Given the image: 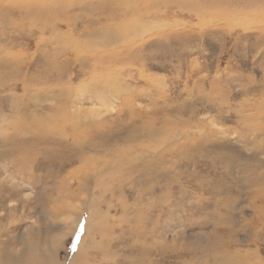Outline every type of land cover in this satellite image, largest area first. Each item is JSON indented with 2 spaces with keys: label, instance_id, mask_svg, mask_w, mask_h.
Here are the masks:
<instances>
[{
  "label": "rangeland",
  "instance_id": "374dc122",
  "mask_svg": "<svg viewBox=\"0 0 264 264\" xmlns=\"http://www.w3.org/2000/svg\"><path fill=\"white\" fill-rule=\"evenodd\" d=\"M102 1L0 4V264H264V0Z\"/></svg>",
  "mask_w": 264,
  "mask_h": 264
},
{
  "label": "bare ground",
  "instance_id": "6f19581e",
  "mask_svg": "<svg viewBox=\"0 0 264 264\" xmlns=\"http://www.w3.org/2000/svg\"><path fill=\"white\" fill-rule=\"evenodd\" d=\"M14 1H17V0H4V2H2V1H0V4L3 6V8H5L6 10H8V11H10L9 9H10V7L12 6V5H15V6H17L18 7V9L20 10V11H17L16 9H14V12H18V13H24V12H27V11H22V10H26V9H28V7H29V9L30 8H32V4L33 3H28V2H26V3H24L23 5H17ZM28 1V0H27ZM35 1H40V3L41 4H45V2H46V0H35ZM97 1V0H96ZM105 1V0H104ZM104 1H102V2H104ZM34 2V1H33ZM84 2V1H83ZM10 5V6H9ZM116 5V4H115ZM50 7H52V6H50ZM2 8V7H1ZM9 8V9H8ZM1 11H2V9H0ZM6 12V11H5ZM101 12V11H100ZM3 13H4V11H3ZM11 13H13V12H11ZM2 15V14H1ZM6 15V14H5ZM99 18V17H98ZM58 19V17H57V14H56V17H55V19H54V23H55V20H57ZM53 21V20H52ZM113 26V25H112ZM115 26V25H114ZM49 27V26H48ZM47 27V28H48ZM51 27V26H50ZM110 27V26H109ZM124 27V26H123ZM42 28V27H41ZM40 27H39V29H41ZM53 28V27H52ZM54 28H57V27H55V24H54ZM110 29V28H109ZM118 29V28H117ZM116 29V30H117ZM54 30V29H53ZM100 30V29H99ZM119 30V29H118ZM117 30V31H118ZM57 31V30H56ZM71 31V30H70ZM103 31V30H102ZM115 31V30H114ZM95 32V31H94ZM88 33V32H87ZM99 33V32H98ZM104 33V32H103ZM68 34V33H67ZM70 34V33H69ZM68 34V35H69ZM71 42V41H70ZM72 44V43H71ZM74 44V43H73ZM85 46V45H84ZM83 46V48H85ZM95 46H99V45H95ZM79 47V46H78ZM93 47H94V45H93ZM82 48V49H83ZM88 48H89V46H88ZM95 48V47H94ZM96 48H98V47H96ZM102 48V47H101ZM80 49H81V47H80ZM81 49V50H82ZM84 50V49H83ZM96 50V49H95ZM100 50V49H99ZM55 52V51H54ZM78 52V51H77ZM87 52H88V50H87ZM79 53V52H78ZM82 53V52H81ZM80 53V54H81ZM93 52L91 51V54H92ZM95 53H96V51H95ZM50 54V53H49ZM101 55V54H100ZM90 56V55H89ZM86 72V71H85ZM75 76V75H74ZM113 78V77H112ZM116 81V80H115ZM117 82H118V80H117ZM110 83V85H108V89H109V91L108 92H105V94H103V95H100V94H98V96L96 97V99L93 101V102H91L90 103V105L89 106H91L89 109H84V110H81V109H77V108H75V110H79V111H76V112H81V115L80 116H78L79 118H81V119H85L86 118V114H88V115H91L92 117H98L99 119L102 117H104V118H106L107 117V114H114L115 113V111L114 110H116V102H117V100L119 99V94H117V92L119 91H117L116 89H115V87H116V84H115V82L114 81H111V82H109ZM120 86V85H119ZM117 88V87H116ZM123 88V87H122ZM69 89V88H68ZM70 90V89H69ZM74 92H75V97L77 98L80 94H81V92H80V88H76V89H74L73 90ZM72 90H70V91H67V92H69V93H71L72 94V92H73ZM122 92H123V90H122ZM77 93H80L79 95L77 94ZM117 94V95H116ZM125 94H126V92H125ZM61 95V94H60ZM129 95V94H128ZM89 96V95H88ZM123 96V95H122ZM125 96V95H124ZM62 97V96H61ZM91 97V96H90ZM131 97V96H130ZM60 100V99H59ZM77 101H78V99H76ZM129 101H130V99H128ZM128 100H127V102H128ZM65 101V100H64ZM61 102V101H60ZM126 102V101H125ZM126 104V103H125ZM77 106H79V107H81V106H83V104L82 105H78L77 104ZM93 108H95V109H93ZM98 108V109H97ZM104 109V110H103ZM106 109H109L110 111H107ZM128 110V109H127ZM114 111V112H113ZM124 111V110H123ZM97 118V119H98ZM101 118V119H102ZM71 119V118H70ZM70 125V124H69ZM95 125V124H94ZM100 125V124H99ZM102 125V124H101ZM67 126V125H66ZM71 126H73V125H70V128H72ZM69 127V126H68ZM44 130V132H46V133H48L49 135L51 134L49 131H47L46 129H43ZM38 132H40L39 130H38ZM41 135V134H40ZM52 135V134H51ZM45 136H47V135H45ZM45 136H43V137H45ZM62 137H69V135H62ZM70 137H71V139H72V143L71 144H68V143H70V141L69 140H67V139H65V140H57V141H55V143L54 144H52V146H58V147H61L62 149H63V151H64V160H65V163L66 164H69V165H71V164H73V162L75 161L77 164H78V168L73 172V173H71V175H70V177L68 178V180L67 181H65V185H67V184H70V183H74L75 185H77L78 186V190H79V192L80 193H84V191L86 190V188H87V186H88V184H89V180H91V178L92 179H94V174H96L97 172L98 173H100V171H99V169L97 168L98 166H99V164H100V162H97V166H94V165H91L90 163V161L91 160H89V159H87V155H86V149L83 147V144H84V141L82 142V140L80 141V142H78L77 143V145L75 144V142H74V139H75V137H76V133L73 131L72 133H70ZM87 141H90V136H88V140ZM51 142V141H50ZM82 142V143H81ZM52 143V142H51ZM81 143V144H80ZM92 143V142H91ZM79 144H80V146H79ZM90 150V149H89ZM85 153V154H84ZM55 156V155H54ZM56 158H60L61 157V154H59V155H57V156H55ZM105 161V160H104ZM103 161V162H104ZM52 163V162H51ZM93 164V163H92ZM52 165V164H51ZM54 165V164H53ZM113 165V164H112ZM56 166V165H55ZM57 167V166H56ZM58 167H62L61 165L60 166H58ZM70 167V166H69ZM68 167V168H69ZM54 170H56L55 168H54ZM70 173V172H69ZM102 174V173H101ZM99 175V174H98ZM97 177V176H96ZM96 180V179H95ZM92 182H93V180H92ZM63 184V185H64ZM93 184V183H92ZM95 186V185H94ZM91 187H92V185H91ZM89 189H91V188H89ZM92 189H94V187L92 188ZM70 193H73V192H70ZM69 193V194H70ZM75 193V192H74ZM77 193H78V191H77ZM80 195V194H79ZM2 200V199H1ZM8 254V253H7ZM22 255V254H21ZM16 260V258L14 259V261Z\"/></svg>",
  "mask_w": 264,
  "mask_h": 264
}]
</instances>
